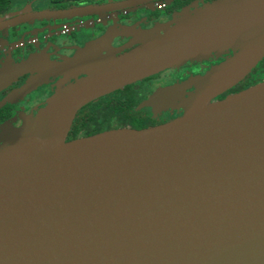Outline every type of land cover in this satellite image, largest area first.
<instances>
[{
  "label": "water",
  "instance_id": "obj_1",
  "mask_svg": "<svg viewBox=\"0 0 264 264\" xmlns=\"http://www.w3.org/2000/svg\"><path fill=\"white\" fill-rule=\"evenodd\" d=\"M133 41L122 54L81 62L92 43L55 64L48 74L85 75L3 138L0 264H264V80L216 101L264 59V0L194 4ZM229 50L203 77L157 88L139 106L181 117L67 141L89 103ZM25 66L0 72V89Z\"/></svg>",
  "mask_w": 264,
  "mask_h": 264
},
{
  "label": "flooded vegetation",
  "instance_id": "obj_2",
  "mask_svg": "<svg viewBox=\"0 0 264 264\" xmlns=\"http://www.w3.org/2000/svg\"><path fill=\"white\" fill-rule=\"evenodd\" d=\"M127 1L133 0H0V72L15 71L14 68L26 65L12 83L0 89V134L4 129H9V125L20 127L24 119L35 116L46 105L38 106L37 98L31 97H38L40 91L49 85H55L62 78L57 73L48 74L55 64L72 58L96 42L99 43L97 47L81 62H94L110 54H122L136 46L133 41L136 37L171 22L184 8H192L194 4L202 7L215 0H149L135 6L114 7ZM106 7L105 11L80 15L39 16L43 13L77 12ZM140 11L146 12L142 16L128 18L131 13ZM156 12L161 15H148ZM80 30L83 34L77 36L76 33ZM232 56L233 53H230L217 57L214 61L186 62L181 67L170 70L167 80L161 79L168 72L165 70L136 83L137 86L128 91L124 87L120 91L125 95L132 94L139 100L134 111L143 113L152 121L147 128L163 125L181 117L183 110L169 108L156 115L151 108H140V104L157 88L181 85L190 79L203 77L210 67ZM258 66L259 64L251 73ZM82 73L79 78L84 77ZM44 75L47 77L40 81ZM263 80L262 77L258 83ZM193 88L186 90V93L193 92ZM85 107L79 110L74 121Z\"/></svg>",
  "mask_w": 264,
  "mask_h": 264
},
{
  "label": "trees",
  "instance_id": "obj_3",
  "mask_svg": "<svg viewBox=\"0 0 264 264\" xmlns=\"http://www.w3.org/2000/svg\"><path fill=\"white\" fill-rule=\"evenodd\" d=\"M259 66H264V59L259 63ZM250 75L251 73L238 85L230 89L226 94H223L218 100H222L229 94L242 91L261 81V79L253 80L252 78H249L252 77ZM152 76L154 77V75H151L140 81L128 84L124 86V88L128 91L129 89L137 86L136 83L145 79L147 80ZM138 103L139 100H136L135 96L132 94L125 95L120 90L101 97L80 111L78 118L73 123L74 125L72 126L67 141L90 137L120 128H129L134 130L146 129L152 121L145 117L143 113L134 111Z\"/></svg>",
  "mask_w": 264,
  "mask_h": 264
},
{
  "label": "rangeland",
  "instance_id": "obj_4",
  "mask_svg": "<svg viewBox=\"0 0 264 264\" xmlns=\"http://www.w3.org/2000/svg\"><path fill=\"white\" fill-rule=\"evenodd\" d=\"M196 5V4H195ZM197 6V5H196ZM146 11H140V12H137V13H135V14H133V13H131L129 16H128V18L130 19V18H134L135 16H142L144 13H145ZM147 14V13H146ZM148 15H152V17H159L160 15H161V13H158V12H156L155 14H152V13H150V14H148ZM138 18V17H137ZM85 32V31H84ZM81 34H83V31L82 30H80V31H78L77 33H76V35L78 36V35H81ZM232 54L233 53V50H229V51H225V53H221L220 54V56H222V55H228V54ZM234 54V53H233ZM220 56H217V55H212V56H209V57H207L206 59H204L205 61H209L210 59H212L213 61L214 60H216V58L217 57H220ZM203 61V60H202ZM222 63H224V61L223 62H220V63H217V64H215V65H213L212 67H210V69H208L207 71H206V73H208L209 71H211L213 68H215V67H217L218 65H220V64H222ZM260 63V62H259ZM258 63V64H259ZM182 66V64L181 65H178V66H175V67H171V68H169V69H167V71L168 72H166L164 75H162L161 76V79L162 80H167V78H168V75L170 74L169 72H170V70H174V69H177V68H179V67H181ZM165 71V70H164ZM81 73H82V70H81V67H76V68H71V69H69V70H67V71H64V72H59V73H57V76H61L62 78L61 79H59V81L57 82V83H55V85H49V86H47L46 88H44L42 91H40L39 92V96L38 97H36L35 95H33V97H31V99H34V98H37L36 99V103H37V105L38 106H40L41 104H45L46 103V101H48L47 99H48V97L50 98L53 94H55L57 91H59L61 88H63V87H66V86H68V85H70V84H72V83H74L76 80H78V79H80L79 78V76H81ZM83 75L82 76H84L85 74L84 73H82ZM264 66H262V67H260V66H258L255 70H254V72L253 73H251V75L250 76H252V77H249V78H252L253 80L254 79H261L262 77L264 78ZM167 76V77H166ZM262 76V77H261ZM161 80V81H162ZM36 93V92H35ZM218 98H221V96H219V97H217L216 98V100L218 99ZM45 106V105H44ZM42 108H43V106H42ZM15 127H13L12 125L10 126L9 125V129H4L3 131H2V133L0 134V148L2 147V145L4 144V143H2V140H3V138L6 136V135H8L13 129H14Z\"/></svg>",
  "mask_w": 264,
  "mask_h": 264
},
{
  "label": "bare ground",
  "instance_id": "obj_5",
  "mask_svg": "<svg viewBox=\"0 0 264 264\" xmlns=\"http://www.w3.org/2000/svg\"><path fill=\"white\" fill-rule=\"evenodd\" d=\"M243 67H244V66H243L242 64H240V65H236L235 67H233V68L230 70V72H229L228 80H227L225 83H222L221 85H219V87H218L217 90L219 91V90L225 88V87L227 86V84H228L231 80L235 79L238 75H240L241 72H242V70H243Z\"/></svg>",
  "mask_w": 264,
  "mask_h": 264
}]
</instances>
